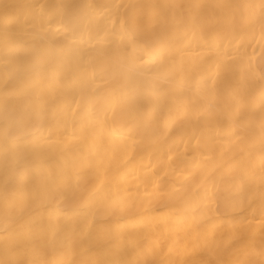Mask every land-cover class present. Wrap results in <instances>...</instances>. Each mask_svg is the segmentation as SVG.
Returning <instances> with one entry per match:
<instances>
[{
	"label": "bare ground",
	"instance_id": "6f19581e",
	"mask_svg": "<svg viewBox=\"0 0 264 264\" xmlns=\"http://www.w3.org/2000/svg\"><path fill=\"white\" fill-rule=\"evenodd\" d=\"M0 264H264V0H0Z\"/></svg>",
	"mask_w": 264,
	"mask_h": 264
}]
</instances>
